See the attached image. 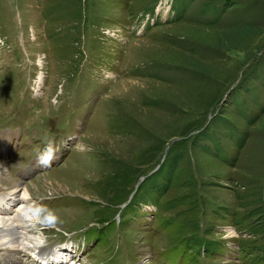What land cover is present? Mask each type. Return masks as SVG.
Segmentation results:
<instances>
[{
	"label": "rangeland",
	"instance_id": "374dc122",
	"mask_svg": "<svg viewBox=\"0 0 264 264\" xmlns=\"http://www.w3.org/2000/svg\"><path fill=\"white\" fill-rule=\"evenodd\" d=\"M10 130L0 191L28 196L32 242L264 264V0H0ZM21 252L0 264H39Z\"/></svg>",
	"mask_w": 264,
	"mask_h": 264
},
{
	"label": "bare ground",
	"instance_id": "6f19581e",
	"mask_svg": "<svg viewBox=\"0 0 264 264\" xmlns=\"http://www.w3.org/2000/svg\"><path fill=\"white\" fill-rule=\"evenodd\" d=\"M1 166L3 165L0 164V167ZM8 179L10 178H8V175L6 173H0V181H4V180L6 181ZM0 193H3L0 195V245L3 248H6L7 257H9L10 254V257L13 258L11 262L16 261L14 258H16L18 251L21 253V257H20L21 259H23L22 256H24V254H22L21 251H24V253H26L27 256L30 254V252H34L35 254L38 255V258L46 254H50V252L53 249L49 246H40L39 244L33 241L35 243L33 249L25 246V244H27L25 241L22 244V241L24 239L32 243L31 241L32 236L28 237L29 235L25 233L26 230L24 229V227H26L27 224H26V220L24 219L23 215L20 212V209H23L26 206L25 193L22 194L19 193L18 195L6 191H0ZM30 243H28V245ZM55 254L58 255V259H55V261H59L62 259V254L59 253H55ZM53 261H49L47 264H57L56 262L53 263Z\"/></svg>",
	"mask_w": 264,
	"mask_h": 264
},
{
	"label": "clouds",
	"instance_id": "9594fccd",
	"mask_svg": "<svg viewBox=\"0 0 264 264\" xmlns=\"http://www.w3.org/2000/svg\"><path fill=\"white\" fill-rule=\"evenodd\" d=\"M45 160H47V157H45Z\"/></svg>",
	"mask_w": 264,
	"mask_h": 264
}]
</instances>
